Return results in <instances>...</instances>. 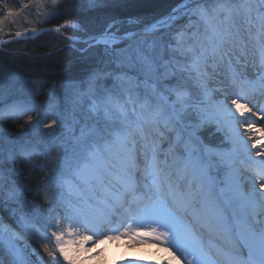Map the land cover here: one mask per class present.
<instances>
[{
  "label": "snow or ice",
  "instance_id": "obj_1",
  "mask_svg": "<svg viewBox=\"0 0 264 264\" xmlns=\"http://www.w3.org/2000/svg\"><path fill=\"white\" fill-rule=\"evenodd\" d=\"M46 3L28 0L21 9ZM85 3L87 21L54 31L71 27L66 39L103 53L86 79L59 85L75 125L48 143L45 154L54 148L57 156L44 203L0 179V200L18 213L16 227L0 221V254L8 264H86L100 254L86 244L126 237L165 245L166 264H264V131L253 120L264 117V0H175L166 14L137 21L136 31L121 27L122 0ZM0 9L3 33L21 11L7 0ZM111 63L130 72L110 73ZM221 67L225 80L210 89ZM9 79L0 73L5 87ZM19 116L34 127L63 123L54 105L44 110L30 99L0 111V120ZM208 125L227 148L205 144L199 131ZM33 152L30 142L0 138V176Z\"/></svg>",
  "mask_w": 264,
  "mask_h": 264
},
{
  "label": "rangeland",
  "instance_id": "obj_2",
  "mask_svg": "<svg viewBox=\"0 0 264 264\" xmlns=\"http://www.w3.org/2000/svg\"><path fill=\"white\" fill-rule=\"evenodd\" d=\"M67 0H61L60 4H58L56 7H53L50 3V0H48V3H46L43 7H40L38 4H32L27 9H21V5L24 3H27L28 0H7V3L9 6L13 7L14 9L21 11V15L16 18V22L13 23L11 21L8 22L6 25L4 32L0 33V37H3L7 34H10L15 31H20L26 27H40V25H44V22L52 18L54 13H57L58 10H62L65 7L70 8L73 3L77 2V4L81 0H68L71 2V4L64 5V3ZM74 4V5H77ZM61 7V8H60ZM0 15H3L2 9H0ZM100 17V16H99ZM103 16H101V20L103 19ZM119 20L123 21L124 23L121 25L122 28H127L128 30H132L135 26H137V21L142 22L143 16L135 15V16H124V17H118ZM77 19H83L80 16L77 17L74 14L66 16L63 18L60 22H58V25H63L66 20H77ZM87 21V20H86ZM66 34L74 35V30L69 27L67 29L62 28ZM59 44H64V42L56 43L53 47L59 46ZM70 44V43H69ZM20 45L25 46L24 43H21ZM71 46V45H70ZM73 47H77V51H80L81 44H77ZM121 47V46H117ZM96 52V54H93ZM103 53L102 47H97L95 49H92L88 56H85L86 58L84 61L87 62L88 65V72L96 65L98 58ZM82 57V56H81ZM91 58L94 60L91 61ZM114 64V69L112 68V63L107 66V71L113 74H119L121 72L130 71L126 67H119ZM12 68V67H11ZM18 69H21L22 67H16ZM113 69V70H112ZM0 73H8L10 76V79L7 81V87H5V82L0 81V111H3L8 105L12 104L15 101L23 100V99H30L34 102V104L40 108L46 110L49 104L54 105L62 114H63V123L54 125L53 129H48L44 127V124L41 123L39 126H30L28 125L27 121L24 122V128H21V131L18 132V135H12L11 132H9L8 129L0 125V138L3 139H12L15 141H24V142H30L31 145L34 148L33 154L30 156V158H26L27 162H29V165H35L39 164L40 166H45V176L43 178V182L41 184L40 191L43 194L42 188L45 184L48 183V178L52 175V169L55 166L52 157L57 156L56 150L53 148L51 151V155H46L45 153L48 151V143L49 141H56L59 142L62 139H65L67 137V134L72 130V128L75 125V120L73 118L71 106L66 104L64 100V95L59 89V85L61 82H58L55 87L56 96L53 97L51 95L53 88L49 90L48 93H45L46 97H43L42 103H39L36 97V94L40 92V88L42 86V83L39 79H36L35 77H22L18 75L16 72L11 71L8 67L5 65L0 66ZM88 74V73H87ZM87 74L84 75L83 78L79 80H84L87 77ZM36 82L39 85V90L32 91L30 90V85L32 82ZM113 82V77H109L107 80V83L111 85ZM34 118H37V113L32 112L30 113ZM258 117V116H257ZM54 117L49 115L47 117V121H50ZM4 121V120H1ZM5 123V121H4ZM27 127V128H25ZM255 127L262 129L260 124L258 122L255 124ZM77 134H79L78 127L76 128ZM199 135L201 136V139L205 142V144L209 146H214L212 144L216 143H222L224 142L223 134L216 131L215 125H208L199 131ZM227 148V147H224ZM223 149V148H222ZM42 154V155H41ZM41 155V161H39L38 158H40ZM4 171H7L8 173H15L16 169L13 170L12 166L8 165L4 169ZM215 171V170H214ZM19 173V172H18ZM15 180L9 181L13 182ZM29 201H32L31 198H26ZM3 207L4 209H7V215L11 219V221L14 223V225L10 222H7L3 220V218L0 215V221H2L4 224H7L12 227H16L18 213L16 211V206L11 205L9 203H6L3 201ZM35 202L37 204H43V197H39V199L35 198ZM51 231V230H50ZM49 231V234H50ZM45 241L41 240L39 241L36 246L38 247L39 243H43ZM100 254L96 256L95 258L91 259L90 261L92 264H102L103 262L106 263L107 255L105 251H96ZM95 253V252H94ZM45 260H48V257H44ZM0 264H8L7 257L0 254Z\"/></svg>",
  "mask_w": 264,
  "mask_h": 264
},
{
  "label": "trees",
  "instance_id": "obj_3",
  "mask_svg": "<svg viewBox=\"0 0 264 264\" xmlns=\"http://www.w3.org/2000/svg\"><path fill=\"white\" fill-rule=\"evenodd\" d=\"M66 3L71 4L68 0L64 5ZM74 4H77V2L73 3L70 8L65 7L62 10H58L52 18L44 22V25L57 24L63 18L69 16L66 13L69 9L73 8L80 9L79 12L73 13L75 16H80L83 20H87L89 17L86 3L82 5L80 1L77 5ZM174 6L175 0H122L116 14L118 17L140 15L144 17L142 18V22H146L151 18L158 17ZM92 15L101 17L103 13H93ZM60 42H64V44H59L55 48L53 47L56 43ZM21 43H24L25 46L20 45ZM69 43L52 33H42L34 37L29 36L24 39L15 40L1 46L0 58L2 59H0V62H2L0 65L6 64V67L22 77L30 76L39 79L42 86L36 97L38 102L42 103L43 97H46L45 93H48L53 88V85L68 79L79 80L88 73L89 68L87 62L84 61L86 58H84L82 52L77 51V47H73L81 43ZM93 60L94 58H91V61ZM7 62L14 64L10 65ZM19 66L22 68H16ZM4 121L0 120V125L8 129L15 136L18 135L21 128H24L27 116H19L15 120L5 119ZM41 155H39V161H41ZM15 169V173H8L2 170L0 179L7 180L8 182L11 179L15 180L17 186L23 191L25 198H31L32 200L36 198L37 201V198L42 197L40 188L45 176V166H40L38 163L29 165V162L23 159L15 165ZM21 171L23 175H21ZM0 215L3 220L14 225L7 215V209L3 207L2 200H0Z\"/></svg>",
  "mask_w": 264,
  "mask_h": 264
},
{
  "label": "bare ground",
  "instance_id": "obj_4",
  "mask_svg": "<svg viewBox=\"0 0 264 264\" xmlns=\"http://www.w3.org/2000/svg\"><path fill=\"white\" fill-rule=\"evenodd\" d=\"M170 10H171V8L168 9L165 13L169 12ZM165 13H163V14H165ZM163 14H161V15H163ZM161 15H159L158 17H160ZM154 18H156V17H154ZM151 20H153V19L151 18L148 21H151ZM48 25L60 26L58 24H48ZM48 25H40V27H38V26L37 27H29L28 26L26 28L38 29V28L48 26ZM136 30H137V26H135L131 31H136ZM61 31L64 34H66V32H64L63 29H61ZM42 33L54 34L53 32H42ZM42 33H38V34L26 33L24 36L25 37H29V36L34 37V36H37V35L42 34ZM10 34H7V36ZM54 35H56V34H54ZM66 35L72 36L71 34H66ZM56 36H58V35H56ZM58 37H60V36H58ZM60 38L63 39L62 37H60ZM63 40L70 42V43H73L72 41H68L66 39H63ZM77 43H81V42H77ZM117 46H120V45H117ZM91 50L92 49H89L87 53L82 52L84 57L88 56L89 53L91 52ZM94 54H96V52H94ZM0 59H2V58H0ZM12 62H7V64L13 65L14 63H12ZM115 65H117V64H115ZM113 67H114V64L112 63V68ZM126 72H130V71H126ZM226 73H227L226 68H224V67L219 68L217 70V73L214 74L212 76V78L208 81L209 88L210 89L219 88L221 86V81L225 80ZM255 111H256V109H255ZM253 120H255L256 123L258 122V124H260V126L264 130V118L253 117ZM244 130L245 129H241V131H244ZM212 145H214L212 147H218V148L228 147L226 141H224L222 143L212 144ZM253 151H255V150H253ZM257 159H259V157H257ZM41 195L43 197L42 193H41ZM85 247H90L93 253L96 251H105L106 255H107V257H106L107 261H106V263L103 262L102 264H129V262H133V264H166V261L169 258L168 252L165 251V245L157 246L155 243H152L150 240L147 243L136 244V242L134 240H130L129 238H126V237H121L119 240H113V241H104L103 238H101V242L95 243L94 246H93V242H89L88 244L85 245ZM88 255H91V253H88ZM86 264H92V262L90 260H88V261H86Z\"/></svg>",
  "mask_w": 264,
  "mask_h": 264
},
{
  "label": "water",
  "instance_id": "obj_5",
  "mask_svg": "<svg viewBox=\"0 0 264 264\" xmlns=\"http://www.w3.org/2000/svg\"><path fill=\"white\" fill-rule=\"evenodd\" d=\"M56 27L57 26H55V25H48V26H44V27H41V28H38V29H36V28H24V29L20 30V32L23 33V36L20 37V38H23L26 33L38 34V33H42V32H53L54 34L62 37L63 39H66V37L69 36V35L64 34L62 31L60 33L55 32L54 29ZM33 29H35V32L32 31ZM15 32L11 33L10 35H8L6 37H0V40L10 42V41H14V40L20 39V38H16L15 37ZM66 40H68V39H66ZM68 41H71V40H68Z\"/></svg>",
  "mask_w": 264,
  "mask_h": 264
}]
</instances>
